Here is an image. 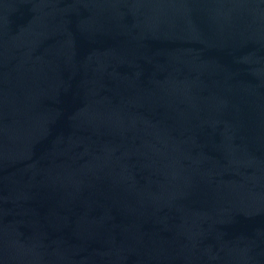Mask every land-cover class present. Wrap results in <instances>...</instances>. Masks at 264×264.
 Returning a JSON list of instances; mask_svg holds the SVG:
<instances>
[{
    "label": "water",
    "instance_id": "1",
    "mask_svg": "<svg viewBox=\"0 0 264 264\" xmlns=\"http://www.w3.org/2000/svg\"><path fill=\"white\" fill-rule=\"evenodd\" d=\"M0 264H264V0H0Z\"/></svg>",
    "mask_w": 264,
    "mask_h": 264
}]
</instances>
